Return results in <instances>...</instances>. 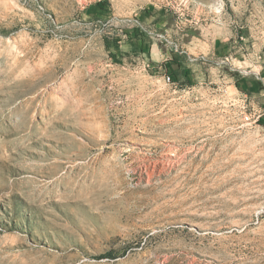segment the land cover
Segmentation results:
<instances>
[{
    "label": "rangeland",
    "instance_id": "obj_1",
    "mask_svg": "<svg viewBox=\"0 0 264 264\" xmlns=\"http://www.w3.org/2000/svg\"><path fill=\"white\" fill-rule=\"evenodd\" d=\"M251 71L264 0H0V264H264Z\"/></svg>",
    "mask_w": 264,
    "mask_h": 264
},
{
    "label": "crops",
    "instance_id": "obj_2",
    "mask_svg": "<svg viewBox=\"0 0 264 264\" xmlns=\"http://www.w3.org/2000/svg\"><path fill=\"white\" fill-rule=\"evenodd\" d=\"M134 33L135 32L131 31V32H129V36H127V34L122 36L124 38V40H121L118 43L119 44H122V43H127L128 44V39L129 38H130L129 41L130 42H134V43L139 42L137 39H142V40H144L143 49H145L148 53H151V55L149 54V57H150V59L153 62H156L155 63L156 66H157V64H159V62H162L161 59H160L159 52H158L159 47H158V43H157L156 39H152L150 37L149 38H147V37H139L137 33H136V35H134ZM193 40H195V39H193ZM219 40H220L219 42L216 41V42H214L213 46L209 47V51H206L205 48L201 45V40L200 39H196V41H199V43L197 42L196 44L193 43V41H192L193 47H191V44H190L189 45V49H192L196 54H203L204 52L205 53H209L211 55H217V54L219 55V54H222V53L224 54L225 47H224V44H223V39H219ZM120 47H123V45L120 46ZM183 53H185V54H187V56H189V53H187V51H183ZM175 56L177 57L178 61H181V57L179 58L180 55H175ZM188 59H189V57H188ZM188 61L194 62V61H196V59H189ZM183 65H184V67H183L184 71H186L187 68H189L190 66H193V65H190V64L185 66L184 63H183ZM160 67H162V66H160ZM251 72H252L251 75H249V72L241 73V74H243V76L240 77V80H241L240 85L243 88H246V90L248 92H250L251 94H253V95L259 94L258 93L259 84H260L261 80H264V76L256 75L255 71H251Z\"/></svg>",
    "mask_w": 264,
    "mask_h": 264
},
{
    "label": "built area",
    "instance_id": "obj_3",
    "mask_svg": "<svg viewBox=\"0 0 264 264\" xmlns=\"http://www.w3.org/2000/svg\"><path fill=\"white\" fill-rule=\"evenodd\" d=\"M174 48H175L174 52H175L176 54H182V52L179 51V48H178L177 46H175ZM163 81H164L165 83H172V78H171L170 75H165V76L163 77ZM259 118H260V116L258 115L257 118L254 120V122L258 121Z\"/></svg>",
    "mask_w": 264,
    "mask_h": 264
}]
</instances>
